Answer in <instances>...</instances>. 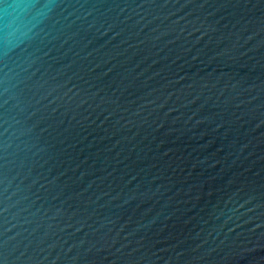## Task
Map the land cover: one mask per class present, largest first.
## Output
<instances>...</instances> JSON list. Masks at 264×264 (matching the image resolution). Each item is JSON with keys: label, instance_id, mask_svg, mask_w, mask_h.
Returning <instances> with one entry per match:
<instances>
[{"label": "water", "instance_id": "obj_1", "mask_svg": "<svg viewBox=\"0 0 264 264\" xmlns=\"http://www.w3.org/2000/svg\"><path fill=\"white\" fill-rule=\"evenodd\" d=\"M0 264H264V0H0Z\"/></svg>", "mask_w": 264, "mask_h": 264}]
</instances>
